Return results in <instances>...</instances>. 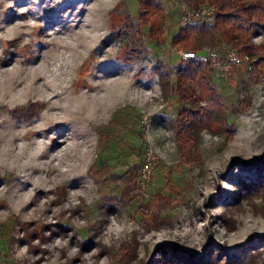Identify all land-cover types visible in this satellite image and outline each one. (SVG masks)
I'll return each mask as SVG.
<instances>
[{
    "label": "rangeland",
    "instance_id": "rangeland-1",
    "mask_svg": "<svg viewBox=\"0 0 264 264\" xmlns=\"http://www.w3.org/2000/svg\"><path fill=\"white\" fill-rule=\"evenodd\" d=\"M181 1L161 0L167 39ZM139 14L135 0H0L1 264H122L132 249L128 264L154 257L157 264L160 247L203 256L209 247L235 249L264 236V196L250 201L239 184L246 174L256 180L258 165L264 171V76L215 69L212 83L227 109L245 92L251 103L227 114L231 132L202 131L198 147L181 153L173 126L180 103L163 95L159 77L174 81L181 50L168 41L155 46L146 29L147 52L138 54L135 43L127 51L128 39L114 38L129 34ZM9 42L17 56L5 57ZM226 50L219 40L198 55ZM43 66L29 92L32 72ZM35 102L43 106L31 119L13 115ZM130 179L141 196L107 212L104 197L120 194ZM157 194L171 202L155 224L144 205L153 207ZM27 222L47 226L36 251L22 238Z\"/></svg>",
    "mask_w": 264,
    "mask_h": 264
},
{
    "label": "trees",
    "instance_id": "trees-1",
    "mask_svg": "<svg viewBox=\"0 0 264 264\" xmlns=\"http://www.w3.org/2000/svg\"><path fill=\"white\" fill-rule=\"evenodd\" d=\"M135 1L140 11L139 23L134 25L130 19L129 34L120 31L113 33L114 38L119 41L128 39L125 50L130 51L128 43H135L139 45V48H135L138 54L141 51L147 52L142 41L143 30L146 29L149 40L155 46H161L168 41L173 48L195 53L193 59L180 57L179 63L173 69V82L159 71L163 95L167 96L170 91L175 94L180 103L173 123L180 139V152L184 153L186 148H197L202 131L211 135H225L231 132L233 125L229 123L227 114L236 115L244 111L251 103V96L245 92L242 97L236 98L230 109H227L220 93L212 83V74L215 71L212 64L223 62L227 51L234 50L248 56L252 67L246 72L253 73L255 80L264 76V0H183L181 1L182 6L191 12L211 9L213 19L211 21L199 19L186 25L177 23L176 30L170 33L168 39L163 35L166 17L161 0ZM126 17L129 18L128 11ZM256 36L262 38L260 43L252 42ZM219 40L227 47L222 57H201L198 55L206 49L215 48ZM13 46V42L8 43V47L4 51L5 57L17 56L18 53L10 49ZM123 60L128 61L129 59L124 58ZM39 108L40 106L33 104L13 111V115L19 120H29ZM254 170L257 175L256 180L250 178L248 174L239 179V184L245 192V198L250 201L255 196H264V171L260 165ZM91 174L96 178V173L92 172ZM140 196L135 184L130 179L127 183L125 182L120 194L105 196L103 202L109 212L118 206L126 207ZM156 199L153 207L148 204L144 205L151 211L150 219L155 224L160 221L162 210L168 208L171 202L170 197L160 194H157ZM31 225L28 222L21 225L22 238L28 248L36 251L40 248L41 242L46 240L43 230L47 226L43 225L36 230ZM33 237H39L40 242L32 245ZM92 243L93 240L80 243L79 249L86 250ZM43 251L46 250L43 249ZM158 251L157 264H264V236L258 237L255 241L250 240L246 245L235 249H229L226 246L209 247L204 251L203 256H196L177 245L168 251L160 247ZM102 252L101 248L97 254ZM134 252L132 249L124 254L122 264H128ZM154 258L150 264H154Z\"/></svg>",
    "mask_w": 264,
    "mask_h": 264
},
{
    "label": "built area",
    "instance_id": "built-area-1",
    "mask_svg": "<svg viewBox=\"0 0 264 264\" xmlns=\"http://www.w3.org/2000/svg\"><path fill=\"white\" fill-rule=\"evenodd\" d=\"M212 14L213 12L211 9H202L200 11L191 12L182 6L179 14V24L186 25L199 19L211 21L213 19ZM256 38H259V36H256L253 39ZM180 56L183 59H193L195 57V53L180 51ZM212 65L221 75H229L231 70L234 68L245 67L248 70L252 67L247 55L240 54L234 50L227 51L226 58L223 62H214Z\"/></svg>",
    "mask_w": 264,
    "mask_h": 264
},
{
    "label": "bare ground",
    "instance_id": "bare-ground-1",
    "mask_svg": "<svg viewBox=\"0 0 264 264\" xmlns=\"http://www.w3.org/2000/svg\"><path fill=\"white\" fill-rule=\"evenodd\" d=\"M3 60H5V58ZM46 69H47L46 66L45 67L43 66L42 68L41 67L38 68V70H34V71L32 70L33 72H32L31 78L29 77L30 79H29L28 88H27L29 90V92H30V90H32V91L35 90V88L37 87L36 85L39 84L38 82L43 79V76H44V73L46 72ZM12 86H14V84ZM13 88L14 87H11V91L13 90ZM33 104L40 106V108H41V106H43V103H41V102H35V103H32L31 105H33Z\"/></svg>",
    "mask_w": 264,
    "mask_h": 264
}]
</instances>
